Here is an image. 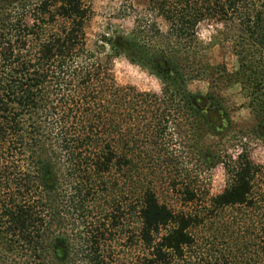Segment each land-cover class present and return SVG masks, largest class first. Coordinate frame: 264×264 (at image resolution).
<instances>
[{"label":"trees","instance_id":"16d2710c","mask_svg":"<svg viewBox=\"0 0 264 264\" xmlns=\"http://www.w3.org/2000/svg\"><path fill=\"white\" fill-rule=\"evenodd\" d=\"M147 1L166 31L136 21L120 49L89 46L88 0H0V264H72L71 242L80 263L112 264L101 247L124 221L129 264H264L261 168L225 158L228 186L211 195L183 161L212 168L204 145L228 121L191 81L225 74L264 122V0ZM213 18L236 22L234 73L200 54L197 25ZM120 50L159 93L118 86Z\"/></svg>","mask_w":264,"mask_h":264},{"label":"rangeland","instance_id":"374dc122","mask_svg":"<svg viewBox=\"0 0 264 264\" xmlns=\"http://www.w3.org/2000/svg\"><path fill=\"white\" fill-rule=\"evenodd\" d=\"M88 4L92 16L86 26V33L91 48L105 38L122 49L120 38L123 34H130L136 21H154L162 32L166 31L168 26L156 11L152 12L147 0H88ZM235 25L236 22L224 24L213 18L199 22L196 28L197 38L202 43L200 54L215 68L224 67L228 74L238 69V60L227 35L235 31ZM107 51L110 53V45ZM112 69L118 86H131L139 92L159 93L161 90V82L146 69L131 63L121 50L120 54L113 58ZM225 76L223 73L216 75L215 78L220 83H213V86L206 79L194 80L187 84L188 90L194 94L204 96L211 90L214 108L225 111L228 121L219 122L216 135L209 137L204 145V149L209 151L208 156L214 157L212 168H203L197 157L191 153L188 158L185 155L183 161H186L192 175H195L194 171L201 166L206 178V188L211 195H216L228 186L223 160L228 157L235 158L243 150L261 168L262 174L256 185L260 186L264 197V122L255 120L250 107L251 99L241 89L240 84L227 80ZM158 190L162 202L168 200L175 203L174 198L169 199L165 194H161L165 191L163 187H158ZM260 205H264V201L260 202ZM127 224L124 221L122 229L112 232L114 238L111 243L101 247V253L105 254L112 264L130 262V244L127 239L130 228ZM73 228V231H70L72 228L67 229L70 236H73L71 239H74L76 234V227ZM69 252L70 259L75 260L72 264H82L79 262L81 257L77 254L79 248L77 249L75 243H69Z\"/></svg>","mask_w":264,"mask_h":264}]
</instances>
